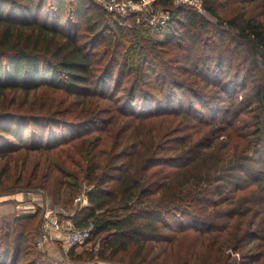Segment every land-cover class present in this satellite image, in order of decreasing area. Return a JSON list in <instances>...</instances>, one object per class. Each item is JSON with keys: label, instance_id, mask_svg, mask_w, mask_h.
I'll return each mask as SVG.
<instances>
[{"label": "trees", "instance_id": "1", "mask_svg": "<svg viewBox=\"0 0 264 264\" xmlns=\"http://www.w3.org/2000/svg\"><path fill=\"white\" fill-rule=\"evenodd\" d=\"M202 2L205 14L155 2L173 15L157 40L148 23L123 27L93 0H0V123L19 124L0 125V157L60 147L44 144L56 126L86 155L92 135L114 140L104 163L90 158L89 206L73 217L94 224L104 259L264 264V0ZM241 120L247 149L228 142ZM11 133L19 144L3 148ZM53 166L42 184L67 175ZM38 216L2 223L0 264L37 263Z\"/></svg>", "mask_w": 264, "mask_h": 264}, {"label": "rangeland", "instance_id": "2", "mask_svg": "<svg viewBox=\"0 0 264 264\" xmlns=\"http://www.w3.org/2000/svg\"><path fill=\"white\" fill-rule=\"evenodd\" d=\"M175 2L179 5L184 3V0H175ZM191 4H196L197 8L201 12L204 10L203 2L201 5L200 2L197 3L196 1H191ZM192 7L193 6L187 8L198 12L195 7ZM162 15L163 13L160 8L158 9V16L160 20L157 19L152 26V28L155 29L153 38L157 40H164L168 35H170L165 28L160 29V27L166 26L162 23ZM109 16H111V18L113 17L114 22H117L121 26L128 29L134 27L133 22L138 25L142 23V20L135 19V16L131 19L129 17L127 20L121 19L116 15L109 14ZM205 17H207L208 20L215 22L212 17H208L207 15ZM43 19L45 18L43 17ZM63 22L66 21L64 20ZM169 23L170 22L167 24ZM246 93L242 92L239 96L236 95L235 99L240 100L243 96L246 98ZM248 95L250 97L248 103H251L253 97L251 94ZM23 99L24 95L20 94L17 104L11 109L15 112H20L21 108H18V106ZM30 99L32 100V97ZM40 99L41 97L37 98L38 102ZM251 104L253 105V103ZM248 118L250 119V116H248ZM127 122H129V120ZM22 123L27 126L29 132V127L32 128V124H30V122L26 123L25 121ZM244 123L245 122L242 121L241 123L235 124L233 127L235 130L231 128L229 129L228 134L231 136L228 138V142L230 144H240L241 148L247 149V145L241 136L243 132L247 131L246 128H243ZM0 125L1 127L13 129V133H15L14 131L16 130L19 131L17 119L12 120L11 122L1 121ZM152 127L159 128V125H152ZM52 129V132H47L48 136L46 137L44 144H62L60 147L52 149V151L41 150L36 152L21 148L15 151V153H11L7 158L0 157V190H4L5 193L3 195L0 194V236L4 233L2 223H11L15 217L39 215L38 218L41 221V227L35 236L30 249L33 256L35 255L37 257L36 264H125L120 261L121 258L124 257L123 253H119L118 256L113 258L110 256L109 252H107L105 254L106 259L98 255L100 252H103L100 244L102 237H98L94 241L90 242L89 246L76 250L73 249L74 251L66 250L65 247L60 244L39 246L38 241L43 230L42 226L45 212L49 210L51 211V209L55 208L66 210L69 215H76L77 212L82 211L84 208L89 206L88 194L91 187L85 180V173L89 165L90 158L97 155L98 161L104 163L106 153L110 151L114 143V140H110L105 137V133L94 134L92 136L98 139V142H95L94 148H97L90 154L86 155L78 153L75 150L76 148L73 149V147H75L74 145L67 146L63 144L67 136H70V130H66L59 126ZM13 133L9 134L5 138L7 143H4L3 148L19 144L20 139L15 140V138H13ZM198 137H201V135ZM224 138L227 139L225 136L222 137V139ZM22 143L24 145L31 144L30 133L24 137ZM262 154L264 155V151ZM51 163L54 165L53 171L55 167L56 169H60L62 172L67 173V175L65 176L64 174L57 173L53 174L54 178L49 180L47 182L48 184H42V181H44L43 176L47 173L46 167H49ZM57 183V188L61 187L60 195L55 196L51 190L55 188L50 185L57 186ZM42 185H45V187H42ZM84 199H86V201ZM248 218H251V215H249ZM10 243H12L11 240ZM177 255L178 253L173 255L176 260L180 259V255ZM35 256L30 257V259H34ZM19 264H24L23 260H21Z\"/></svg>", "mask_w": 264, "mask_h": 264}, {"label": "built area", "instance_id": "3", "mask_svg": "<svg viewBox=\"0 0 264 264\" xmlns=\"http://www.w3.org/2000/svg\"><path fill=\"white\" fill-rule=\"evenodd\" d=\"M107 13L116 15L121 19H128L131 16H138V20L148 23L153 26V23L159 19L158 9L154 6L158 0H94ZM172 1L177 7H195L200 14H205L204 10L201 12L196 4H191V1L200 2L202 0H184V3L177 5L175 0ZM183 1V0H182ZM192 7V8H193ZM202 7V6H201ZM203 9V8H202ZM162 10V23L167 25L173 18L172 12ZM146 15V16H145ZM145 17V18H144ZM144 18V19H143ZM160 20V19H159ZM162 24V25H163ZM86 201V199H84ZM75 215H69L64 209H51L45 212L43 218L42 233L39 238V246L60 244L66 250L80 249L89 246L90 240L95 231V226L89 222L84 227H76L73 222Z\"/></svg>", "mask_w": 264, "mask_h": 264}]
</instances>
